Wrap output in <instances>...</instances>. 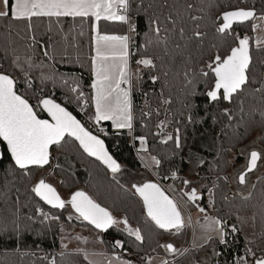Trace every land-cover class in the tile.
I'll use <instances>...</instances> for the list:
<instances>
[{"label":"snow or ice","instance_id":"snow-or-ice-1","mask_svg":"<svg viewBox=\"0 0 264 264\" xmlns=\"http://www.w3.org/2000/svg\"><path fill=\"white\" fill-rule=\"evenodd\" d=\"M133 7L147 16L144 43L137 46L138 51H143L135 61V71L130 67V57L135 55L131 51L133 34L138 35L137 26L132 20ZM214 7L219 10L211 11ZM69 18L72 21L78 20L81 26L91 18L92 81L91 96L87 99L85 93L80 90L76 77L64 76L54 70L45 72V61H55L58 46L62 49V61L68 58L71 49L79 48V37L83 36L84 32L81 27V31L77 33L74 26H69L68 31H65L63 21ZM101 19L126 25L129 34H101L97 24ZM37 20L46 21L48 25L46 40L43 42L37 36ZM249 22L253 33H264V14L258 15L254 9L248 7L221 5L219 0H149L146 5L145 0H135V3L134 0H0V42L6 54L0 61H7L8 64L5 67V63L0 62V143L6 146L7 153L10 154L14 165L12 173L18 169L24 175H29L31 168H44L49 164L51 148L61 147L69 138L78 142L89 157L104 165L114 178L121 171V165L105 149L104 141L88 131L65 107L53 99L38 97L37 106L46 112L50 119L39 118L38 112L26 95L29 89H33V73L37 71L42 84L59 80L78 103L83 101L80 104L82 108H86L90 100L94 115L89 118L97 125L101 121H111L114 129H127L130 134L134 131L131 97L133 81L139 85L145 75L152 85H160V94L157 97L160 104L171 106L173 103H179L181 115L183 110L187 109L188 124L199 123V105L196 99L203 95L204 103L217 106V111L229 122L227 126H231L238 114L241 121L259 124L260 130L264 132V58L254 60L249 35L241 37L233 32V25ZM19 24L24 25V35L21 36L17 31L14 36L13 29ZM210 33L212 39L209 43ZM229 36L232 37V44L228 46L227 53H214L213 49H219L228 43ZM18 40L24 42L26 51L23 55L20 53ZM255 43L264 57V36H257ZM38 54L42 55L39 62L36 61ZM21 81L26 86L24 94L18 91ZM176 81L179 82V91L174 100ZM33 91L35 94L34 89ZM144 95L147 101L149 94L144 92ZM222 104L231 107H219ZM156 111L158 115L159 110ZM141 115H152L150 104L148 110L142 111ZM183 122L176 121L178 124ZM166 126V121L158 122L156 127L160 131L154 135L160 137L158 143L161 145L171 142V156H180L183 160L181 154L185 143L181 129L176 128L174 134L166 133ZM134 139L140 144L138 152H148L146 136L141 135ZM258 140L264 143V135L258 137ZM228 151L234 149L230 148ZM241 155L245 157L246 162L234 177L239 187L235 190L232 200H229L227 193L222 196L229 204H234L235 198L239 197V209L251 213L243 217L237 213L236 220L240 227L237 223H229L228 214L209 216L206 208L198 203L206 192L209 205L215 207L216 193L213 189L221 185L214 181L213 188L202 184L195 186L191 179L181 178L178 169L171 171L170 178L180 180L181 197L186 204L195 206L203 215L204 223L199 225L200 232L194 233L195 247H203L213 241L226 245L229 238L235 240L242 227L250 224L251 234H246L245 237V253L236 259L235 264H264V177L257 178L261 185L258 194L255 192L257 183H250V174L254 173L259 162L264 160V153L251 150L241 152ZM141 159L145 160V157L141 156ZM148 160L157 168L162 164V160L155 155H150ZM188 161L198 168L206 164V161L197 156L190 155ZM164 178L169 177L166 175ZM217 180L228 183V177L218 173ZM4 188L8 190L5 191ZM132 189L143 203L147 220L156 229L179 234L186 226L191 225L190 218L186 225L178 202L167 196L159 183L133 184ZM172 190L176 191L175 188ZM11 191L8 184L0 188V235L11 233L20 239L26 230L21 227V209L25 205L20 202L19 188H16L17 195L14 200L11 198ZM30 192L50 209L60 210V214L50 215L43 207L38 206L35 215L41 217V223L60 224L62 250L59 256L62 259L66 258L64 250L68 249V245L63 243L66 228L60 221L63 211L69 207L71 212L66 217L69 226L72 221H79L97 232L106 233L115 225H123V232L134 238L138 244L144 243L145 237L140 228L130 227L127 219H118L83 191H75L68 199H63L51 184L40 179L30 188ZM27 219L35 222L33 216H28ZM257 220L259 232L256 231ZM197 223L199 224L198 221ZM71 239L87 243V238L78 234ZM110 246L113 249L124 248V242L115 239ZM160 247L172 257L177 254L183 256L188 251H181L172 243L161 244ZM12 254L21 264L26 256H36L35 252L19 245L13 249ZM74 254L83 255L87 264H134L132 260L123 259L120 255L90 254L80 247L74 250ZM93 256H101L103 259L96 260ZM38 259L47 261V264H57L54 256L49 258L45 255ZM146 264H152L150 258ZM160 264H170V261L161 259Z\"/></svg>","mask_w":264,"mask_h":264},{"label":"trees","instance_id":"trees-1","mask_svg":"<svg viewBox=\"0 0 264 264\" xmlns=\"http://www.w3.org/2000/svg\"><path fill=\"white\" fill-rule=\"evenodd\" d=\"M148 2L149 0H145V5ZM219 3L221 5H231L232 7H248L254 9L258 15L264 14V0H219ZM218 10L219 9L215 7L211 9V11ZM132 20L137 26L138 35L133 34L131 51L135 53V55L130 57V65L136 66L135 61L140 58L141 52L143 51H138L137 46L144 43V33L147 31V16L143 12H137L135 7H133ZM63 24L65 31H68L69 26H74L77 33L81 31L82 27L84 35L79 37V48L71 49L68 53V58L63 61L61 59L62 49L58 46L55 61H45L47 65L45 72L54 70L64 76L76 77L80 84V90L85 93V98L87 99L91 96L90 84L92 81L90 72V57L92 55L90 43L92 35L91 18L85 21L82 26L78 20L72 21L70 18L65 19ZM97 24L101 34H129L127 26L118 22L100 20ZM35 26L37 29V36L43 42L46 40L45 33L48 26L47 22L37 20L35 21ZM23 29L24 25L19 24L17 27H14L13 35L15 36V33L19 31L20 35L23 36ZM233 32L239 34L241 37L249 35L251 38V51L254 60L259 61L261 58H264L261 56L258 48L252 44L253 32L251 31L250 22L242 25H234ZM211 39L210 33L209 43ZM23 43V41L18 40V45L20 46L19 50L22 55L26 51L23 47ZM231 44L232 37L229 36L227 44L222 45L219 49H213L212 51L220 55H225L228 51V46ZM5 55L2 49V42H0V58ZM77 56H79V60H77ZM41 59L42 55L38 54L36 61L39 62ZM0 62H4L5 67L8 66L7 61ZM144 72L146 73L147 69H145ZM33 76L35 77L33 80L35 94L33 89H29L26 95L29 102L38 112L39 118L47 119L45 114L37 106L38 97L45 96L53 99L56 103H59L72 113L88 131L101 137L106 143L113 159L129 173H144L146 171L136 153L138 140L134 139V137L141 135L146 136L147 153L149 155H155L162 160L161 166L155 168V175L159 178L161 184H169L171 190L175 188L176 191H173V193L176 196L181 195L179 188H182V185L180 180H172L170 178V173L173 169H178V175L184 178L188 166L186 157L194 150L199 149L202 151L201 158L206 161V164L202 168L197 167L196 180L193 185L199 186L202 184L207 188H213L214 181L221 185V187L216 188L215 207L209 205L206 192L203 194V199L198 201L199 205L206 208L209 216L228 214L229 223H237L238 227H240V225L236 220L237 213L239 212V215L242 217L251 214L247 210L241 211L239 209V197L235 198L234 204H229L222 199L223 194L227 193L229 200H232L234 193L229 189V183H225L223 180H217V173L220 176L228 177L233 166L231 162L232 154L250 141L255 135L258 137L264 135V132L260 130L259 124L245 123L241 121L240 116L237 114L231 126H227L229 122L217 111V106L204 103L203 95H200L196 99V103L199 105V112L197 113V120L199 123L195 125L188 124L186 120L188 115L187 109H184L183 115H181V105L179 103H173L171 106L160 104L157 99L160 94V85H152L145 75L143 82L133 86V91L131 92L134 108V131L131 134L125 130L115 131L111 129L108 122L99 123V125H97L93 119L89 118L90 115H94V108L90 100H88V106L82 108L80 104L83 101L78 103L73 94H71L66 87L62 86L59 80H50L42 84L38 78V71L33 73ZM175 83L174 100L179 91V82L176 81ZM25 88L26 86L21 81L18 84V91L24 94ZM41 89H43V91H41ZM202 91L203 86L200 88V92ZM144 92L149 94L150 98L147 101ZM167 92L168 90L166 89L165 94H167ZM153 93L155 94L153 95ZM149 104L151 105L152 115L150 117H142V111H147ZM225 106L231 107V105L224 104L219 107ZM157 109L159 110L158 115ZM205 109H207V111H205ZM213 117H215V119H213ZM180 120L184 122L181 124L176 123V121ZM160 121L167 122V126L164 129L166 133L174 134L176 128L179 127L181 129V134L184 137L185 143L183 153L181 154L183 160H181L180 156H171V142H169L168 145H161L158 143L160 137L154 134L160 131V129L156 127V124ZM145 124L147 125L146 127L142 126ZM98 126L103 128L105 132L103 135L95 132ZM209 140L212 142V145H210ZM259 144L264 147V143L259 142ZM230 148L234 149V151H228ZM240 159L241 157L237 156L236 162L240 161ZM13 168L14 165L11 162L5 145L0 143V188L8 184L12 189L10 195L13 200L17 195L16 188H19L18 195L20 196V202L22 205H25V207L21 209V227L26 229L20 239L11 233L0 235V264H21L19 259L12 254L13 249L18 245L36 253V256H26L22 264H47V261L38 259V257L45 255L49 258L54 256L57 260V264H87L82 255L74 254L73 251H65L66 258L62 259L59 256L61 251L59 248V223H41V217L35 215V209L38 206L43 207L50 215L53 213L60 214V210L50 209L39 201L38 198H34L33 194L30 192V188L36 183L41 169L50 170L52 176L58 180V186L61 191L69 195L75 191H83L100 204L101 207L108 209L114 216L127 219L130 226L141 229L145 237L143 244L135 242L134 238L129 237L126 232H123L121 228L116 225L110 228L106 233H101L104 249L108 253H116L120 256L130 259H139L140 261H142V258L143 262L147 256L162 253L171 261L170 264H212L213 258L217 256L220 244L215 241L200 248L189 247L190 232L187 227L179 234H172L156 229L155 226L147 220L143 210V203L140 198L134 194V190L127 188L119 180L114 178L111 172L99 161L87 157L70 138L68 142L61 147H52L50 163L44 168H31L29 170V175H24L18 169L15 173H12ZM166 175L169 178L165 179L164 177ZM258 177H264V171ZM257 178L253 182L257 183L255 192L258 194L261 185L257 181ZM4 190L7 191L8 189L4 188ZM28 216H33L35 222L28 220ZM67 216L68 209L63 211L60 222L69 223L66 220ZM256 231H260L259 220H257ZM246 234H251L250 224L242 227V231L237 234L235 240L229 238L228 241H231V244L245 245ZM169 238L174 241V243L181 246V251L188 249L186 254L180 257L179 254H177V256L172 257L165 253L160 245ZM115 239L123 241L124 248L113 249L110 244ZM37 245L39 246L38 248ZM70 252L73 254L69 255L68 253Z\"/></svg>","mask_w":264,"mask_h":264},{"label":"rangeland","instance_id":"rangeland-1","mask_svg":"<svg viewBox=\"0 0 264 264\" xmlns=\"http://www.w3.org/2000/svg\"><path fill=\"white\" fill-rule=\"evenodd\" d=\"M257 36H264V33H253V41H252L253 46H256L255 38ZM135 69H136V66L133 67V71H135ZM133 86H136L135 80L133 81ZM34 103H36V102H34ZM34 105H36V104H34ZM209 143H210V145H212V142L210 140H209ZM139 148H140V144L138 141V144L136 146V153H137L138 159L140 160V162L142 163V166L146 169V171L144 173L143 172H141V173L140 172L139 173L138 172L129 173L124 169L123 166H121L120 173H118L115 177L124 186H126L127 188H129L131 190H133L132 189L133 184L141 185L143 182L144 183L145 182H155V183L160 182L159 178L155 175V168L156 167L151 165L150 160H148V157L150 155L147 152H138ZM251 150H257L261 153H264V147H262L259 144L257 135H255L250 141H248L245 145L241 146L237 151H235L232 154L231 162H232L233 166H232V168L228 174V183H229V189L233 193H235V190H237L239 187L235 183L234 177H235L236 173L239 170H241L242 166L246 162L245 157L243 155H241V152L251 151ZM201 153H202V151H200L199 149H196L190 155L191 156H197V157L201 158ZM141 156H144L145 160H142ZM237 156L241 157L240 161H238V162H236ZM188 157H186V161L188 163V166H187L186 172L184 174V178L191 179L194 183V181L196 180L197 167L188 161ZM263 171H264V160L260 161L259 166L255 170V172L250 174V183H252ZM111 175L113 176L112 173H111ZM40 179H44L47 183L51 184L57 190V192L61 196V198L68 199L70 197V195L68 193L63 192L59 189L58 180L54 176H52L49 169H41L39 171V175L37 177L36 182H38ZM163 185H166V184H163ZM167 185H168L167 188H169V191L168 190L167 191L170 194L171 198L176 200L180 206V211L182 212V214L184 216V219L186 221V225H187V221L189 220V218L191 219V222H192L191 225L186 226V227L189 229V232H190V243H189V245L192 244L191 246L195 247L193 245V240H194V233L197 232V230H198L197 227L199 226L197 224V219L202 218L204 220L203 215L201 213H199L193 205L186 204L184 199L181 197V195H177V196L174 195L173 190H171V187L169 186V184H167ZM179 189H181V187ZM245 194H246V191H245ZM67 209H68V215H69V213L71 212V209H70V207ZM73 215H74V213H73ZM115 217H117L118 219H123L122 217H119V216H115ZM60 223H63L65 228H66V232L64 234L65 239L63 240V243H66L68 245V249L64 250V251H73L74 252V250L77 247H80V248L85 249L90 254L91 253H104L105 255H108V256H111L113 254L118 255L116 253H108L105 251L101 233L97 232L95 229L91 228V226L82 225L79 221H76V222L72 221L71 226H69V223H66V222H60ZM59 226H60V224H59ZM116 226L120 227L121 229L123 228V225H116ZM130 227L135 228L133 226H130ZM77 234L80 235L81 237L87 238V243H82V242L77 241L75 239H71V237H74ZM165 243H172L177 249L181 248V246L179 244L174 243V241H172L170 238L166 239L162 244H165ZM59 248L62 250V248H61V233L59 236ZM82 257H83V255H82ZM121 257L123 259H130L128 257H123V256H121ZM179 257H180V255H179ZM92 258L96 259V260H102L103 259V257H101V256H93ZM149 258L151 259L152 264H160L161 259H167V257L164 256L162 253H157V254L147 256L144 259V262H143L142 258H141L142 261H140L139 259H130V260H132L134 262V264H146V262ZM86 263H87V261H86Z\"/></svg>","mask_w":264,"mask_h":264},{"label":"built area","instance_id":"built-area-1","mask_svg":"<svg viewBox=\"0 0 264 264\" xmlns=\"http://www.w3.org/2000/svg\"><path fill=\"white\" fill-rule=\"evenodd\" d=\"M83 103V102H81ZM102 127L98 126L95 129L97 134H104V130L101 132ZM98 136V135H97ZM216 192V188L213 189ZM197 221L202 223L203 219L198 218ZM245 253V245L231 244V241H228L226 245L219 246L217 251V256L213 258L212 264H235V261L238 257L243 256Z\"/></svg>","mask_w":264,"mask_h":264},{"label":"crops","instance_id":"crops-1","mask_svg":"<svg viewBox=\"0 0 264 264\" xmlns=\"http://www.w3.org/2000/svg\"><path fill=\"white\" fill-rule=\"evenodd\" d=\"M101 20H103V19H101ZM109 22H110V21H109ZM130 67L133 69L134 66H131V65H130ZM122 87H126V86H125V85H122ZM103 122H108V123L110 124V127H111L112 130H115V131H123V130L128 131L127 129H122V130L114 129V128L111 126V121H101L100 123H103ZM143 183H144V182H143ZM143 183H142V184H143ZM158 183L160 184V182H158ZM160 186H161L162 190H165V191L168 193L169 188H167V185L162 186V184H160ZM167 190H168V191H167ZM168 194H169V193H168ZM169 195H170V194H169ZM203 223H204V220L202 221V223H199V224L197 223V224H198V225H202ZM197 229H198V230H197L196 234H199V232H200V227L198 226ZM191 245H192V244H190L189 247H192ZM192 248H200V247H192Z\"/></svg>","mask_w":264,"mask_h":264},{"label":"water","instance_id":"water-1","mask_svg":"<svg viewBox=\"0 0 264 264\" xmlns=\"http://www.w3.org/2000/svg\"><path fill=\"white\" fill-rule=\"evenodd\" d=\"M235 25H242V24H235ZM234 26V25H233ZM63 107V106H62ZM67 110V109H66ZM68 111V110H67ZM43 112V111H42ZM44 114H45V116L47 117V119H50V117H48V115H47V113L46 112H43ZM72 114V113H71ZM73 115V114H72ZM74 116V115H73ZM75 117V116H74ZM76 118V117H75ZM77 119V118H76ZM78 120V119H77ZM81 123V122H80ZM82 124V123H81ZM83 125V124H82ZM93 134V133H92ZM93 135H95V134H93ZM99 137V136H98ZM101 140H103L101 137H99ZM74 141V140H73ZM104 141V140H103ZM77 145H78V147L80 148V146H79V143L78 142H76V141H74ZM104 146H105V149L108 151V153H109V150H108V148H107V145H106V143L104 142ZM6 147V146H5ZM54 147V146H53ZM52 149V148H51ZM81 149V148H80ZM51 151V150H50ZM81 151L87 156V157H89L82 149H81ZM110 154V153H109ZM9 156H10V154H9ZM89 158H91V159H93V160H95L94 158H92V157H89ZM50 160H51V157H50ZM49 163H50V161H49ZM164 191V190H163ZM165 194H166V192H165ZM167 195V194H166ZM168 196V195H167ZM42 202V201H41ZM43 203V202H42ZM45 206H47V205H45Z\"/></svg>","mask_w":264,"mask_h":264},{"label":"bare ground","instance_id":"bare-ground-1","mask_svg":"<svg viewBox=\"0 0 264 264\" xmlns=\"http://www.w3.org/2000/svg\"><path fill=\"white\" fill-rule=\"evenodd\" d=\"M164 192H166L165 190H164ZM166 194L171 198V196L166 192ZM242 246V245H241Z\"/></svg>","mask_w":264,"mask_h":264}]
</instances>
